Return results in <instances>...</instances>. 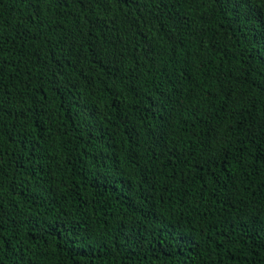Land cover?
<instances>
[{"label":"trees","instance_id":"obj_1","mask_svg":"<svg viewBox=\"0 0 264 264\" xmlns=\"http://www.w3.org/2000/svg\"><path fill=\"white\" fill-rule=\"evenodd\" d=\"M0 264H264V0H0Z\"/></svg>","mask_w":264,"mask_h":264}]
</instances>
